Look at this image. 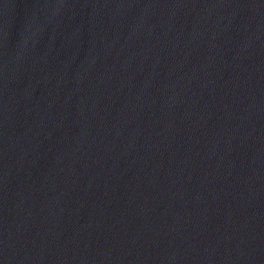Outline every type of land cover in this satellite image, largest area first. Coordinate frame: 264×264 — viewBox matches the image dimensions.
I'll use <instances>...</instances> for the list:
<instances>
[{
	"label": "water",
	"instance_id": "1",
	"mask_svg": "<svg viewBox=\"0 0 264 264\" xmlns=\"http://www.w3.org/2000/svg\"><path fill=\"white\" fill-rule=\"evenodd\" d=\"M0 264H264V0H0Z\"/></svg>",
	"mask_w": 264,
	"mask_h": 264
}]
</instances>
